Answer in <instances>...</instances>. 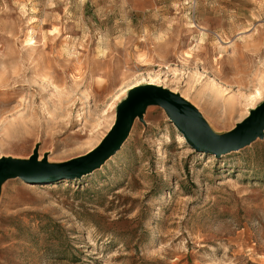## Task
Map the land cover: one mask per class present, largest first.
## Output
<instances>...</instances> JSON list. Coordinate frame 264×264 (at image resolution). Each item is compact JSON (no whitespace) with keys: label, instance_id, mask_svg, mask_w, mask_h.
<instances>
[{"label":"rangeland","instance_id":"1","mask_svg":"<svg viewBox=\"0 0 264 264\" xmlns=\"http://www.w3.org/2000/svg\"><path fill=\"white\" fill-rule=\"evenodd\" d=\"M152 83L229 131L264 100V0H0V157L82 155ZM141 113L87 174L0 180V264H264V129L215 157Z\"/></svg>","mask_w":264,"mask_h":264},{"label":"water","instance_id":"2","mask_svg":"<svg viewBox=\"0 0 264 264\" xmlns=\"http://www.w3.org/2000/svg\"><path fill=\"white\" fill-rule=\"evenodd\" d=\"M147 104L158 105L185 143L195 151L226 153L261 138L264 129V100L223 134H214L201 121L193 107L176 94L155 84H141L127 90L122 103L114 111L115 118L104 137L92 150L58 164L36 161L34 148L26 160L0 157V180L18 177L28 183L77 178L98 168L117 151L135 117L140 118Z\"/></svg>","mask_w":264,"mask_h":264},{"label":"bare ground","instance_id":"3","mask_svg":"<svg viewBox=\"0 0 264 264\" xmlns=\"http://www.w3.org/2000/svg\"><path fill=\"white\" fill-rule=\"evenodd\" d=\"M231 108H233V107H231ZM181 139H182V138H181ZM36 161H39V160L37 159Z\"/></svg>","mask_w":264,"mask_h":264}]
</instances>
